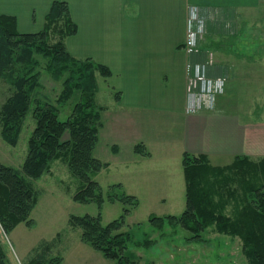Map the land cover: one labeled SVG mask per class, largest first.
<instances>
[{
  "label": "crops",
  "instance_id": "1",
  "mask_svg": "<svg viewBox=\"0 0 264 264\" xmlns=\"http://www.w3.org/2000/svg\"><path fill=\"white\" fill-rule=\"evenodd\" d=\"M53 2L68 4L77 29L65 40L69 54L111 73L97 77L95 97L104 109L99 139L111 150L103 156L107 167L100 172L112 173L117 166L121 174L111 186L119 184L134 196L127 177L138 181L139 175H149L159 165L167 169L166 162L175 163L184 180L185 153L204 155L214 167L229 165L237 157L264 158V97L257 94L264 82H254L264 79V55L250 36L253 23L240 20L243 13L238 11L256 7L264 14V0H0V15L13 16L19 33H37ZM196 7L203 18L211 19L199 41L200 51L189 58L182 47L187 19ZM233 33L238 37L232 38ZM226 34L231 35L227 45ZM189 61L206 65L207 78L224 81V93L214 108L195 115L186 113ZM239 94L250 98L241 108ZM99 98L107 103L99 104ZM254 111L261 115L254 116ZM74 251L69 263H78ZM89 258L90 264H104L95 255Z\"/></svg>",
  "mask_w": 264,
  "mask_h": 264
},
{
  "label": "trees",
  "instance_id": "2",
  "mask_svg": "<svg viewBox=\"0 0 264 264\" xmlns=\"http://www.w3.org/2000/svg\"><path fill=\"white\" fill-rule=\"evenodd\" d=\"M76 32L65 2L52 3L44 27L37 33H19L13 16L0 15V83L9 86V95L0 104V136L5 143L16 146L27 117L35 125L21 168L0 162V226L6 235L21 223L32 225L30 214L37 203V193L30 181L41 178L55 161L64 164L79 182L74 202L97 203L99 207L105 202L93 179L107 167L94 156L104 110L95 97L97 77L108 78L111 73L90 59H76L69 54L65 40ZM235 37L238 35L233 33ZM223 38L225 45L230 43V34ZM42 68L52 81L63 80L55 102L40 93L38 69ZM77 93L79 98L70 115L60 119V108ZM182 169L185 210L179 216H152L149 226L158 230L166 225L181 228L188 233L186 241L190 244L205 242L203 235L208 230L238 239L247 264H264V158L252 161L237 157L230 166L214 167L204 155L185 153ZM110 188L119 193L107 194V201L130 204L132 209L138 205L134 197L120 191L119 185ZM132 209L125 208L119 219L105 225L100 214L71 216L69 224L79 230V241L103 259L115 264H139L129 254L134 243L132 233L121 230ZM152 244L145 241L136 247L148 248ZM54 246L42 243L39 255L26 264H62L63 256L50 254ZM0 264H7L1 243Z\"/></svg>",
  "mask_w": 264,
  "mask_h": 264
},
{
  "label": "rangeland",
  "instance_id": "3",
  "mask_svg": "<svg viewBox=\"0 0 264 264\" xmlns=\"http://www.w3.org/2000/svg\"><path fill=\"white\" fill-rule=\"evenodd\" d=\"M238 11L243 13L239 16L240 20L253 23L249 25L250 28L253 27L249 32L250 36L260 45L257 49L264 55L263 12L256 7L251 10L242 7ZM204 19L205 25H207L206 21L211 17ZM38 70L40 72L41 95L48 98L49 101L55 102L62 90L63 80L54 82L47 75L44 68ZM254 82H264V79H257ZM8 88L9 86L5 82L0 83V104L9 95ZM257 90V94L264 97V88H258ZM78 98L77 93L68 104L60 108V119H66L70 115ZM237 98L240 103L238 108L244 105L242 102H248L246 99H250L245 94H239ZM97 102L99 104L107 103L103 98H99ZM258 103L262 102L258 101ZM252 114L254 116L261 115V112L254 111ZM34 127V121L27 117L16 146L5 143L0 136V162L2 164L15 169L21 168L27 154L28 138ZM67 138L66 136L65 139ZM106 148L107 145L101 142L98 134L94 156L98 159L101 158L100 160L103 161L107 157L105 153L111 155V150ZM233 163L234 161L223 167L230 166ZM166 164L168 165L167 169H160L161 166L159 165L157 166L159 169L153 170L154 172L151 171L152 173L149 175L145 171L144 174L138 176V181L135 180V177H127L131 180V183H127V188L130 190V187L133 186L132 194L135 197H132L138 202V205L132 209L130 204L124 206L119 201L106 200L107 194L119 193L118 190L110 188V181L116 180V176L121 175L116 172L118 170L117 166L114 167L112 173L104 174L100 172L93 178L99 184L105 198V202L99 207L97 203L80 204L74 202L72 197L78 190L79 182L70 175L64 164L59 161L53 162L49 171L41 178L30 181L37 193V203L30 214L32 225L28 227L25 223H21L7 235L0 226V243L5 251L7 264H26L35 259L37 254L39 255L38 252L44 242L55 244L50 254L65 257L66 264H90L92 261L89 256L91 255L101 259L104 264H115L114 261L103 259L100 254L93 251L89 246L82 244L79 241V230L70 226L69 218L85 215L95 217L100 214L101 223L105 225L119 219L125 208L132 210L125 217V225L121 230L132 233L134 243L130 247L129 254L139 260V264H247L241 254L238 239H231L208 230L203 235L205 242L190 244L186 241L189 236L188 233L181 228L174 229L166 225L162 230H158L149 226L148 220L152 216H179L185 210L184 180L181 179L178 169H174L175 163L170 165L166 162ZM228 171L226 172L229 173ZM119 186L120 191L124 193L121 185ZM234 187H236V184ZM161 198H164L165 201L162 202ZM57 236L59 237L56 238ZM145 241H150L153 244L148 248L136 247L137 244ZM73 250L78 253V263L77 261L71 263L72 260L69 263L70 254Z\"/></svg>",
  "mask_w": 264,
  "mask_h": 264
},
{
  "label": "built area",
  "instance_id": "4",
  "mask_svg": "<svg viewBox=\"0 0 264 264\" xmlns=\"http://www.w3.org/2000/svg\"><path fill=\"white\" fill-rule=\"evenodd\" d=\"M204 33V19L197 8H193L186 24L183 50L188 57L198 53L199 40ZM206 65L188 62L187 72V114H195L202 109H211L216 96L223 93L222 79L207 78Z\"/></svg>",
  "mask_w": 264,
  "mask_h": 264
}]
</instances>
